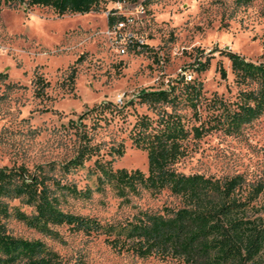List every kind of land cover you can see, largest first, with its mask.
<instances>
[{
    "label": "rangeland",
    "instance_id": "374dc122",
    "mask_svg": "<svg viewBox=\"0 0 264 264\" xmlns=\"http://www.w3.org/2000/svg\"><path fill=\"white\" fill-rule=\"evenodd\" d=\"M122 1L128 5L137 0ZM111 8L127 9L100 0L89 11L58 14L48 6L1 2L0 70L7 73V79L0 81V93H4L0 98V165L32 167L36 162L66 160L78 141L73 120L85 122L92 141H100L102 148L124 139L125 151L114 159L113 167L146 171V151L130 146L117 118L93 124L82 113L102 100L117 102L118 96L125 100L140 88L164 87L183 68L202 80L207 95L216 91L232 97L236 85L230 60L220 49L251 60L264 59V0H150L145 13L130 25L143 44L129 47L125 53L117 52L110 43L107 13ZM206 57V69H193L195 59ZM218 63L226 69L225 78L216 68ZM72 66L73 82L67 77ZM36 78L39 85L47 83L40 95L35 93ZM7 81L17 85L7 89ZM127 108L129 121L134 120L135 112L150 111L138 103ZM94 157L66 176L78 187H91V196L66 194L59 203L63 210L109 221L129 216L135 204L154 210L178 204V198L167 189L156 195H130L128 202H122L109 184L95 190L94 175L89 172ZM176 166L184 172L216 176L239 172L247 181L264 182V112L239 133L213 131L190 140L188 153ZM256 202L264 205V192ZM10 203L31 210L18 198ZM6 225L14 234L42 238L60 253L61 264H179L175 257L119 251L110 246L105 234H87L67 224L54 226L61 234L59 240L12 217L6 219Z\"/></svg>",
    "mask_w": 264,
    "mask_h": 264
},
{
    "label": "trees",
    "instance_id": "16d2710c",
    "mask_svg": "<svg viewBox=\"0 0 264 264\" xmlns=\"http://www.w3.org/2000/svg\"><path fill=\"white\" fill-rule=\"evenodd\" d=\"M99 1L0 0V4H36L62 14L89 11ZM149 1L142 0L145 5ZM113 10L108 11V24L116 18ZM220 52L230 60L236 85L232 97L216 91L207 95L197 75L190 73L188 78L180 71L168 78L164 87L140 88L121 102L102 100L82 113L91 117L93 124L117 118L118 128L126 132L130 146L146 151V171L113 167L114 159L125 151L124 139L102 148L100 141H92L85 122L73 120L78 141L73 155L66 160L36 162L32 167L24 163L0 165V264L62 262L60 253L42 238L12 233L6 225L10 217L53 239H62L54 226L67 224L87 234H105L110 246L119 251L130 250L143 257H175L179 264H264V205L256 202L264 192V182L247 181L239 172L216 176L184 172L176 166L188 153L190 140L213 131L239 133L264 112V59L251 60L225 49ZM208 65L209 57L198 58L193 69L204 70ZM216 68L225 78V67L218 63ZM67 77L73 82L74 66ZM6 79L7 73L0 70V81ZM34 82L35 93L40 95L47 83L39 85V78ZM16 85L5 82L7 89ZM3 95L0 93V98ZM136 103L150 111L135 112L134 120L129 121L127 107ZM93 156L89 172L94 175L95 190L109 184L122 202H128L130 195H156L167 189L178 198V204H164L155 210L135 204L129 216L109 221L63 210L59 203L64 195L91 196V187H78L66 176ZM14 198L31 206V210L26 212L18 204H11Z\"/></svg>",
    "mask_w": 264,
    "mask_h": 264
},
{
    "label": "built area",
    "instance_id": "2783aa9c",
    "mask_svg": "<svg viewBox=\"0 0 264 264\" xmlns=\"http://www.w3.org/2000/svg\"><path fill=\"white\" fill-rule=\"evenodd\" d=\"M117 8L127 7V9H114L112 14L116 16L114 21L109 24L107 30L110 35V43L119 53H125L129 47H140L143 44V39L136 36L130 25L134 20L145 13L146 5L142 0H137L132 4L123 3L122 0L114 1ZM133 8V10H129ZM110 10V9H109ZM108 14V13H107ZM187 77H190V72L186 69L182 70ZM122 98L117 97V102H121Z\"/></svg>",
    "mask_w": 264,
    "mask_h": 264
}]
</instances>
